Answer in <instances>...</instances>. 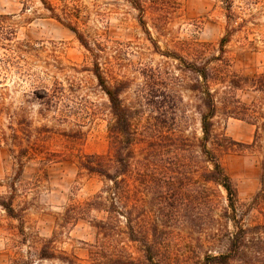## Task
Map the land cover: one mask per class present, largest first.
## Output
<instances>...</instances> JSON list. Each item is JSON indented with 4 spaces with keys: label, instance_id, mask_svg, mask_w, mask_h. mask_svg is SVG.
Returning a JSON list of instances; mask_svg holds the SVG:
<instances>
[{
    "label": "rangeland",
    "instance_id": "1",
    "mask_svg": "<svg viewBox=\"0 0 264 264\" xmlns=\"http://www.w3.org/2000/svg\"><path fill=\"white\" fill-rule=\"evenodd\" d=\"M48 1L98 49L107 81L124 90L140 130L155 129L167 108L164 93L180 100L178 118L195 151L200 116L188 91L191 75L177 57L201 62L218 55L230 30L226 56L232 69L245 75L264 70V0H142V12L127 0ZM94 64L76 34L51 18L41 0H0V200L12 201L20 216H9L0 205V264H207L206 255L225 250L235 230L223 220L227 226L219 235L199 238L209 207L213 220L227 207L226 191L204 182L201 157L182 191L186 201L176 204L168 193L142 190L138 217L150 230V255L143 241L127 238L124 217L110 222L109 202L100 212L86 206L111 183L80 171V157L114 152L115 119ZM43 90L56 95L53 109L40 100ZM239 96L250 103L256 94ZM217 121L218 132L236 142L217 153L238 191L239 218L246 227L264 223V202L255 200L264 189V136L255 145L256 126ZM25 151L20 174L15 156ZM205 193L210 206L203 203ZM72 204L85 212L62 228L58 223ZM100 221L105 225L95 228Z\"/></svg>",
    "mask_w": 264,
    "mask_h": 264
},
{
    "label": "trees",
    "instance_id": "2",
    "mask_svg": "<svg viewBox=\"0 0 264 264\" xmlns=\"http://www.w3.org/2000/svg\"><path fill=\"white\" fill-rule=\"evenodd\" d=\"M127 1L141 12L145 11L142 0ZM41 2L50 12L51 18L72 30L84 48L92 54L95 59L92 73L108 97L115 119L112 130L113 154L110 152L102 156L86 155L80 157L78 162L80 171L98 175L111 183L86 206L100 212L106 210V207L108 209L109 202V209L106 211L110 215V222H118L119 217H124L127 238L132 242L143 241L150 255L152 247L147 240L151 235L150 230L142 226L138 217L142 190L147 195L155 193L158 196L168 193L171 195L170 200L176 204L186 201L180 199L182 195H185L182 191L189 186L186 180L191 181V177L199 170L197 167L199 162L196 159L201 157L202 163L207 165L202 169L204 182L212 183L226 191L227 207L218 220H213L211 207H209L206 228L203 232H199V238L204 235L209 238L211 235L216 236L215 234L227 226L223 220L233 223L235 230L229 233L228 246L225 250L216 256L206 255L207 264H264V223L250 227L242 223L239 218L238 191L217 153V150L228 152L232 145H236V142L224 133L218 132L217 119L220 117L224 120L234 118L256 126L255 145L264 136V70L253 75H245L232 69L231 59L226 56V46L230 42L231 31L229 30L220 40L218 55L205 60L201 59V62L197 58L189 61L181 56L177 57L185 66L186 72L191 75L188 91L195 100L194 108L200 116L202 138L199 140V150L195 151L191 139L182 130V118H178L180 108L176 109L180 103L179 99L170 93H164L162 96L165 99V106H162V109L167 108L158 117L155 129L144 127L140 130L143 126L137 118V112L124 104L122 98L124 90L119 86L110 85L107 81L98 60L100 57L98 49L77 27L70 22H65L48 0H41ZM65 15L68 14L65 12ZM245 92L255 93V99L250 103L243 101L239 93ZM43 94L44 97L40 100L45 101L46 109L56 107V95H51L46 90H43ZM26 155L28 151L15 156L20 174L24 171L23 158ZM262 197L264 198V189L255 197V200L262 199L263 203ZM189 200L190 203L196 201L194 198ZM204 201L205 205H211L208 194ZM0 205L9 216L20 217L13 208L12 201L0 200ZM85 208L82 205L72 204L63 214L62 223L58 225L64 228L76 224L84 214ZM102 225L104 226L105 223L100 221L93 226L101 228ZM213 231L216 233L211 234ZM46 257L50 259L53 256Z\"/></svg>",
    "mask_w": 264,
    "mask_h": 264
}]
</instances>
